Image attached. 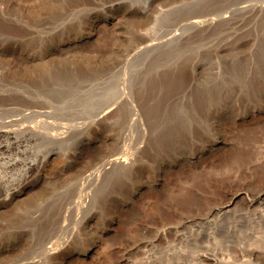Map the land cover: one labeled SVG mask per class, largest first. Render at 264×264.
Listing matches in <instances>:
<instances>
[{"label": "rangeland", "instance_id": "rangeland-1", "mask_svg": "<svg viewBox=\"0 0 264 264\" xmlns=\"http://www.w3.org/2000/svg\"><path fill=\"white\" fill-rule=\"evenodd\" d=\"M0 164V264H142L143 224L255 197L264 0H0ZM253 218L219 261L264 264Z\"/></svg>", "mask_w": 264, "mask_h": 264}, {"label": "bare ground", "instance_id": "bare-ground-1", "mask_svg": "<svg viewBox=\"0 0 264 264\" xmlns=\"http://www.w3.org/2000/svg\"><path fill=\"white\" fill-rule=\"evenodd\" d=\"M90 34H92V33H90ZM5 150L6 149L4 148V151ZM7 151H8V149L6 150V152ZM15 161L16 160H14V162ZM15 163H17V162H15ZM8 164L11 165V163H8ZM0 165H2V164H0ZM28 166H30V164H28ZM8 167H9V165H8ZM30 167H28V168H30ZM16 183L14 185H16ZM209 187H211V186H209ZM2 188H6L4 190L8 191L7 193L4 192L6 194H5V196H3V199H2L3 203H5V206L6 205L9 206L11 204H14V203L20 201V199L22 197H24V195L26 194V190H21L22 188L19 190L20 186L18 189H15L14 191H12L11 189L15 188V187H13V182H11L9 180L7 181V179L5 180V179H3V177L0 180V196L2 195ZM16 188H17V186H16ZM9 190H11V191H9ZM259 190H262V189H259ZM225 192L226 193H224L225 195L223 197H221L222 196L221 195L218 199L215 198L216 201L211 202V204H208V202H207V204H205L203 202L201 204H204V205L195 206V208H193V209L196 211L195 214H198L195 217L190 216L189 215L190 213L189 214L185 213V214L189 215V216H185V217H181L180 214H178L180 217H177L178 216L177 215L176 217L178 219L177 220L175 219L176 222L173 219L174 223H172L170 220H167V222H168L167 223L163 220H159V218H158L157 220L159 222H157V223H159V225H156L157 224V223H155L156 221H152L156 225V226H154L155 228L152 227V225H150L151 227H149L148 225L143 227V225H144L143 224L142 227L140 228L141 229L140 233H145L146 231L147 232L152 231L153 232V234L151 235L152 237H149V239L150 238L151 239L148 241H144V240L140 241V240H138L139 237H137L138 239L137 238L136 239L138 241L133 242L132 247L129 250H127V254H130V257H131L133 255V253L139 252L140 254H142V256H139L140 258H142V260H141L142 264H215L216 263L215 260H218V256H223V257L230 256L231 254L228 255L229 254L228 252H230L229 250L231 248L235 249L233 251H237V256L235 254V256L237 257V260L239 259L238 255H240V256L244 255L245 256L246 243L244 241L245 240L247 241V239L251 240L250 239L251 236H249V235H253V233L255 231V230H253L252 234L250 233L249 229H251L250 226L253 224L249 225V227H248V224H250L249 220L250 221L253 220L254 219L253 217H255V218L257 217L258 219H260L262 217L264 218V189H263V191H260V192L258 191L259 193H256L257 195L251 199L246 197V191L245 190L243 191V190L239 189V190L232 192V191H230V189H227V191L225 189ZM254 194H255V192H254ZM254 194H252V195H254ZM249 196H251V193ZM0 198H2V197H0ZM213 198H214V196H213ZM193 199H195V198H193ZM202 200H203V198H202ZM194 201L195 200H193L192 202H194ZM199 201H200V199H199ZM184 202H186V201H184ZM189 202H191V201H189ZM197 204L198 203H196V205ZM199 204H200V202H199ZM194 205L192 204V206H194ZM188 206H189V204H188ZM190 206H191V203H190ZM2 207H3V204H2ZM187 208H185V209H187ZM183 210L181 211L180 209H178V211H181V213L183 212ZM189 210H188V212L193 211L192 209H191L192 211L191 210L189 211ZM175 211H177V209L174 210V213H176ZM177 213H179V212H177ZM159 215H160V213H159ZM163 218H160V219H163ZM261 220L262 219H260V221L258 220V222H260L262 224ZM263 221H264V219H263ZM144 222L145 221H143V223ZM253 222L251 221V223H253ZM147 223H149V222H147ZM255 223H256V219H255ZM256 225H255V227H256ZM258 227H259V225H258ZM258 227H256V228L258 229ZM252 228L254 229V227H252ZM255 233L257 234V232H255ZM147 235H150V234L148 233ZM258 235H259V233H258ZM260 236L261 235H259V237ZM243 238L245 239L244 241H243ZM252 238H253V236H252ZM142 239H145V237H142ZM263 241H264V239H263ZM130 242H132V241H130ZM89 245H90V243H89ZM251 248H252V251L248 250L249 253H251V252L253 253L254 247H251ZM249 249H250V247H249ZM10 250H8V251H10ZM87 250L85 249L84 253ZM257 252H255V253H257ZM124 253H126V252H124ZM250 255H252V254H250ZM5 256H7V255H5ZM235 256L233 255V257H235ZM1 257H3V256L1 255ZM133 257H136V256L133 255L132 258H128V259H133ZM122 258H124V257H122ZM240 258H242V257H240ZM126 260L127 259H125V261ZM221 260L226 262L225 258H223ZM221 260L220 261L218 260L217 263L218 262L222 263L223 261L221 262ZM123 261H124V259H123ZM135 261H136V259H135ZM227 261H230V260L227 259ZM132 262L134 263V260H132L131 263H129V264H133ZM242 262H243V260H242ZM121 263H124V262L121 261ZM136 263L137 262H135V264ZM227 263L228 262H226V264ZM234 263L229 262V264H234ZM239 263L241 264V259H240ZM63 264H65V263H63ZM242 264H248V263H242Z\"/></svg>", "mask_w": 264, "mask_h": 264}]
</instances>
